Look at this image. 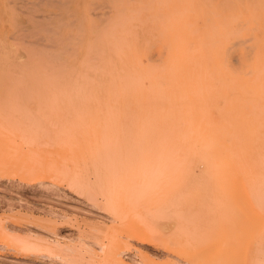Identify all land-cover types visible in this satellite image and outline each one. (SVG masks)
Segmentation results:
<instances>
[{
    "label": "bare ground",
    "instance_id": "1",
    "mask_svg": "<svg viewBox=\"0 0 264 264\" xmlns=\"http://www.w3.org/2000/svg\"><path fill=\"white\" fill-rule=\"evenodd\" d=\"M108 2L111 5L112 0ZM108 2L100 3L107 5ZM113 2L114 5L107 9H100L97 5L100 13L105 15L106 26L103 24L102 31L95 33L102 35L96 63L82 70L72 68L54 75L43 68L41 59L30 56L21 58L18 51L0 37V85L33 89L24 93H27V97L13 96L16 91H9L11 97L4 104L0 98V137H6L15 130L22 135L29 131L45 132L54 127L55 133L64 137L98 135L102 149L112 151L119 143L122 145L119 136L127 135L134 138L127 140L130 142L127 151L135 156L134 148L137 145L133 144L145 142L142 139L145 136H160L157 142L164 149L160 162L178 166L183 180L178 196L171 202L173 207L178 205L179 208L170 212L180 218L178 224L184 230L178 244L175 246L173 243L176 250L180 247L184 252L182 264L212 262L203 253L211 249L208 239L212 238V241L215 238L212 235L216 231L212 228L220 223L223 225L225 217H230L231 225L227 234L222 233L231 239L229 243L226 240L223 243L231 254L227 264H259L264 259V0ZM105 21L99 22L98 26ZM33 25L39 27L40 24ZM41 29L45 30L44 27ZM24 34L28 33L23 31V37L28 38ZM159 35H163L161 40ZM51 39L53 43L54 38ZM154 45L159 47L160 52L153 58L147 52ZM137 147L143 150L140 145ZM129 155L125 156V162H128L131 170L147 162L138 157L132 159ZM107 163L115 166L122 161L109 158ZM46 164V169L37 170L35 175L42 177H35V180L39 179V189L44 191L55 188L53 183H57L58 177L54 173L56 180H42L43 176L54 175L50 169L47 170ZM157 171L154 170L155 173ZM148 191L145 189L138 195L144 199ZM136 195H133L136 200H131L141 198ZM133 197L130 195L128 198ZM131 231L135 232L131 233L135 237L137 235V240L148 237V233L146 235V231L136 225ZM203 234L204 238L208 237L204 240L205 250L197 251L198 243L203 242L200 241ZM211 243L214 251L216 247L220 248L222 242L215 238ZM113 249L110 250L112 254L108 253L118 259L115 256L117 252L113 253L118 248ZM213 251L210 252L214 254ZM174 252L180 254L179 251ZM170 261L172 263V259ZM14 262L18 263L17 260Z\"/></svg>",
    "mask_w": 264,
    "mask_h": 264
},
{
    "label": "rangeland",
    "instance_id": "2",
    "mask_svg": "<svg viewBox=\"0 0 264 264\" xmlns=\"http://www.w3.org/2000/svg\"><path fill=\"white\" fill-rule=\"evenodd\" d=\"M38 1L39 0H0V37L5 39L10 47L18 51L21 58L30 56L32 58L41 59L44 63L43 68L54 75L72 68L82 70L90 64L96 63L95 60L97 61L99 55L98 52L101 47L102 35L95 33L102 31V28H104L103 24L106 23L105 15L103 16V14L100 13V9L101 7L102 9H105V7L107 9L108 6L114 5L113 0L110 2L111 5H109L108 0H106V3L108 2L107 5L105 3H100L105 0ZM60 2L64 3L61 4ZM45 3L48 5L46 6ZM90 4L91 6H89ZM92 4H94L96 8L93 7ZM97 5L100 6V9L97 8ZM98 16L102 17V20L100 19L101 21ZM102 21L105 22L99 25V27L98 24ZM37 23L38 25L40 24L39 27L33 25H37ZM69 24L72 25L70 26ZM43 27L45 30L42 31L41 28ZM33 30H35L36 33H34L36 36L32 32ZM23 31L24 33H28L26 35L24 34L25 36L28 35V38L23 37ZM48 31L49 33H47ZM53 31L56 32L53 33ZM19 34L22 36H19ZM29 34L31 38H29ZM172 34L173 33L169 35ZM162 36L163 35H159V39L162 38ZM50 37L54 38V44L57 42L55 45L50 42L52 41ZM11 38H15V40ZM20 38L22 40H20ZM25 40L26 42H24ZM29 41H32V43H29ZM35 41L36 43H34ZM78 41H80L78 43L79 45L77 44ZM88 41H90V43H88ZM43 44H47L46 46L48 47ZM93 45H95V47ZM45 48L46 51L44 50ZM90 50L91 52H89ZM159 52V47L154 45L149 48L147 55L150 54V56L154 58L158 56ZM88 57L91 58V60ZM48 59H50V61ZM59 67L61 69H59ZM9 91H16L13 96L27 97V93L32 92L33 89L21 87L12 88L7 85H0V98H2V104L11 97L8 94ZM25 92L27 93L24 94ZM93 136L94 134H85L77 135L74 138L64 137L63 135H57L54 131V127H50L45 132L34 133L33 131H29V133L27 132L21 135L19 130H15L7 134L6 137H0V147L4 145L3 148H5L3 149L1 147L4 152L0 149L2 151L0 152L2 153L0 154V160H2L0 161V264H16V262H14L16 260L19 264H170L171 259V264H176L177 262L178 264L183 263L184 257L182 253L184 252L178 246L177 247L180 249L177 248L176 250L173 243L175 246L178 244L184 236V230L178 224L180 223V218L177 217L176 214L170 213H173L174 210L177 211L179 208L178 205L173 207L171 202L178 196L183 180L178 166H168L160 162L162 159L161 156H164L163 146L157 142L160 136L151 135L148 136V138L145 136L142 138L146 140L145 142L141 144L131 143L137 146L140 145L143 149L141 151V149L136 146V148H134L137 153L135 156L134 154L129 155V153L132 152L127 151V148L130 147V142H127V140L134 139L133 137L127 135L119 136L118 139L122 140V142L119 141L122 145L119 143V146L115 147L112 151H105L100 145V137H98V135ZM71 138H73V141ZM85 141L87 143H85ZM76 143H79V145ZM76 149L79 152H77ZM139 150L141 152H139ZM159 151L163 153L161 154ZM2 155L4 157H2ZM127 155L131 156L132 159L138 157L147 162H144L143 166L131 170L130 167H128L129 165H127L128 162H125V156ZM149 155L153 156L149 157ZM109 158H116L122 161V163H120V165L110 166L107 163ZM45 162H47V164ZM49 162L52 163L49 164ZM17 163L18 165H16ZM44 164L47 165V170L50 169L52 174L55 173L56 177H58L56 180L55 174L52 177L46 175L43 176L42 180L49 179V181H52L53 179L51 178H54L59 184L53 183L56 185L54 186L56 189L53 188L45 191L39 189V179L35 180V177L36 179L42 177H37L35 175H37V170H44ZM152 164L153 166H151ZM3 165L5 167H2ZM17 166H20V168L22 167L21 170ZM141 168H143L145 172L142 171L143 169ZM32 170L36 173L32 172ZM154 170L155 172L157 171V173H155ZM46 173L47 172L44 174ZM154 173L156 174L155 177ZM140 177H143V179ZM146 177L147 179L145 180ZM152 177L156 178L157 181ZM148 178L151 179V183L148 181ZM144 180L147 183H145ZM149 183L151 185H149ZM136 184L142 185L137 186ZM134 185H136V187ZM155 185L157 187H154ZM147 187H153L154 189L151 190L150 188V191H148L149 188ZM134 189L136 191H134ZM145 189L149 192H146V197L149 199L144 197L147 201L139 196L142 191L145 192ZM131 191L133 192L131 193ZM150 193H152V195H150ZM132 194L138 196L137 198L141 197L139 198L140 201H135L136 197H133ZM130 195L133 198H128ZM131 199L135 200L133 201ZM154 199L156 201H154ZM110 204H112V206ZM167 206L170 207L167 209ZM254 206L258 207L256 203H254ZM229 220L230 217H225L222 220L223 225L220 223L212 228L213 231H216L212 236H214L219 243L222 242L219 245L220 248L216 247L217 249L213 251L211 242L215 238L211 241L212 238L208 239L207 236L204 238L205 234L202 235L203 238L200 240L203 242L198 243L197 251H201V249L204 251L206 239L209 241V245L211 246L210 251H213L214 254L208 250L205 252L206 254L210 252L208 253L209 255H206L205 252L203 253V255L212 260V262L208 264L228 263L227 260L231 254L226 251L223 243L225 240L229 243L231 239L230 236H223L222 233H228V229L231 226L229 225ZM135 225L144 229L146 235L148 233V237H144L145 240L140 238L142 241L140 239H138V241L137 235L136 237L135 235L133 236L135 232L131 230L135 228ZM131 232H133V234ZM138 232L139 231L136 233ZM219 234L221 235L219 236ZM141 235L142 233L140 236ZM22 245L27 248H22ZM121 245L124 247L120 248ZM166 246L170 249L168 248L169 250H166ZM19 247L24 251L22 252ZM116 248H118V251H114ZM112 249L114 251L113 253L117 252L115 256H118V259L109 255V253L112 254ZM171 250L173 252L179 251L178 253L181 255L174 254L176 252L173 253ZM169 251L172 253V256ZM178 255L181 257L179 258ZM220 256H222V259ZM176 260L178 261L176 262ZM174 261L175 263H173ZM200 263L204 264L202 262ZM259 264H264V259L260 260Z\"/></svg>",
    "mask_w": 264,
    "mask_h": 264
}]
</instances>
